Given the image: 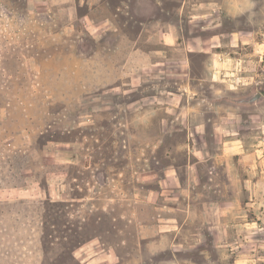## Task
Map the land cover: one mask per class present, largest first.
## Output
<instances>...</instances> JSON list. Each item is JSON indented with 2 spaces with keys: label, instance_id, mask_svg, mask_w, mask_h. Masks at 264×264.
Instances as JSON below:
<instances>
[{
  "label": "rangeland",
  "instance_id": "1",
  "mask_svg": "<svg viewBox=\"0 0 264 264\" xmlns=\"http://www.w3.org/2000/svg\"><path fill=\"white\" fill-rule=\"evenodd\" d=\"M72 1L0 0V264H264V0H161L159 66Z\"/></svg>",
  "mask_w": 264,
  "mask_h": 264
},
{
  "label": "crops",
  "instance_id": "2",
  "mask_svg": "<svg viewBox=\"0 0 264 264\" xmlns=\"http://www.w3.org/2000/svg\"><path fill=\"white\" fill-rule=\"evenodd\" d=\"M134 10L139 14V32L134 38L129 34H121L120 49L114 51L120 52V59L126 60L136 52L135 44L140 42L142 32L146 28H151L152 31L143 36L145 42H152L155 46L149 49L141 50L144 57L152 61V66L164 64L176 49H181L187 42L188 37L181 34L180 25L173 22L169 18L155 15L157 13L165 12L163 8L159 7L161 0H133ZM73 4L65 5L68 8H74L76 11L75 20L82 22V27L89 29L95 37L110 36L115 27L114 16L116 11H119L120 5L114 7L116 0H73ZM180 11L187 10L192 5V0H179ZM124 3H127L125 1ZM204 12L202 16H209L215 11L221 10L223 4L220 0H202L199 2ZM199 11V9H198ZM168 13V12H167ZM78 23V21H76ZM149 31V30H148ZM216 36V35H215ZM241 36V37H240ZM243 35H239L234 41L240 42ZM154 73V71H152ZM156 73V71H155ZM139 78L145 77L142 72H138ZM134 78V77H133ZM143 79V78H141ZM170 91V90H168ZM166 177H171V170H168Z\"/></svg>",
  "mask_w": 264,
  "mask_h": 264
},
{
  "label": "water",
  "instance_id": "3",
  "mask_svg": "<svg viewBox=\"0 0 264 264\" xmlns=\"http://www.w3.org/2000/svg\"><path fill=\"white\" fill-rule=\"evenodd\" d=\"M261 96H262V95H261L260 93H256V94H254V95L248 97V98L246 99V101H247V102H254V101L258 100L259 98H261Z\"/></svg>",
  "mask_w": 264,
  "mask_h": 264
}]
</instances>
